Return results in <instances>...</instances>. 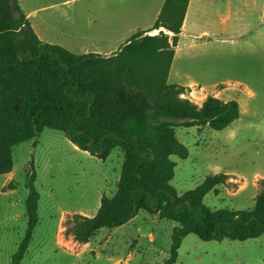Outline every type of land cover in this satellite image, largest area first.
I'll use <instances>...</instances> for the list:
<instances>
[{
    "label": "trees",
    "instance_id": "trees-1",
    "mask_svg": "<svg viewBox=\"0 0 264 264\" xmlns=\"http://www.w3.org/2000/svg\"><path fill=\"white\" fill-rule=\"evenodd\" d=\"M190 0H167L153 28L105 56L75 54L42 41L18 0H0V175L14 170V148L46 128L62 131L79 149L107 161L120 148L125 162L117 193L104 195L94 217L76 214L67 236L88 244L103 229L121 227L141 210L179 225L170 256L177 264L185 238L245 242L264 235V180L250 213L214 211L206 196L234 176H210L179 196L171 182L190 151L177 137L179 127L229 128L241 117L238 101L209 95L202 106L182 98L189 88L169 84ZM163 29L174 35L171 37ZM160 31L158 35L149 33ZM33 158L27 184L28 230L11 264H22L39 224L41 195Z\"/></svg>",
    "mask_w": 264,
    "mask_h": 264
},
{
    "label": "rangeland",
    "instance_id": "rangeland-1",
    "mask_svg": "<svg viewBox=\"0 0 264 264\" xmlns=\"http://www.w3.org/2000/svg\"><path fill=\"white\" fill-rule=\"evenodd\" d=\"M158 2L161 0H79L70 2L69 10L80 14L86 10L89 22L105 18L115 27L113 46L118 49L139 33L138 27L149 25ZM194 2H202L195 17L196 27L207 30L209 35L190 42L194 44L192 47L189 44L182 47L178 66L184 77L198 83L182 98L202 106L209 95L222 92L223 99L239 102L241 117L222 131L208 126L177 128V137L188 147L190 156L172 157L177 167L171 184L183 196L210 176L236 175L228 184L209 193L204 204L214 211L247 214L254 209L257 192L251 187L239 196L234 193L244 181L252 183L256 175L264 177V0ZM24 3L27 7V2ZM69 50L75 54L84 51L75 46ZM13 155V172L0 175V264L12 263L28 230L27 184L33 158L36 187L41 195L39 224L22 264H110L113 255L106 244L107 237L110 233L117 234L118 229L104 228L90 247L67 236L66 230L74 215L96 216L103 196L113 197L117 193L124 152L115 149L107 161H102L79 149L64 132L46 128L39 137L15 147ZM257 184L263 190L260 181ZM143 214L142 218L146 216L149 220L142 223L154 230L159 249L164 256L168 255L170 246L164 238L169 227L178 223L145 210ZM98 253L102 258H97ZM117 253L116 257L125 258L128 251L121 247ZM177 264H264V235L245 242L229 239L206 242L191 234L183 242Z\"/></svg>",
    "mask_w": 264,
    "mask_h": 264
},
{
    "label": "crops",
    "instance_id": "crops-1",
    "mask_svg": "<svg viewBox=\"0 0 264 264\" xmlns=\"http://www.w3.org/2000/svg\"><path fill=\"white\" fill-rule=\"evenodd\" d=\"M18 1L20 2V5L27 15L28 19L31 21L35 32L42 41L48 42L53 45L62 46L68 50L69 48H73V46L80 47L84 50L82 51V54L96 53L105 56H112L116 54L126 44L124 43V45L118 49L117 47L113 46V43L116 40L114 34L115 27L110 25L107 20H105V18H98L95 20L93 19V21L89 22L88 18L86 17L88 14L86 13V10H84V12H81V14L75 10H69V7L71 5L70 2H78L79 0ZM166 1L167 0H161V2L157 3L153 19L146 27H138L139 32H147L153 28L163 10ZM24 2H27L28 8L25 6ZM30 2H39L42 5L41 7L29 6L28 3ZM45 2L63 3L46 5ZM201 7L202 2H194V0H190L182 33L179 37V45L175 48V57L172 63L168 81L171 85H179L192 89L198 84L193 81L194 79L190 77H184L182 75V68L178 66V61L182 59V47L185 44H189V47H192L194 46V44L190 42H193L197 38L209 35V32L207 30H199L196 27L197 25L195 24L196 14L199 12V9L201 10ZM96 10L97 9L93 11ZM41 13L43 14L41 15ZM91 25L93 26V29H91ZM155 32L157 33L159 31ZM221 95L222 92L217 94L216 97L223 99ZM120 150L123 151L122 149ZM227 175H231L234 177L236 176L232 174ZM261 180H264V177L261 175H256L252 183L244 181L243 185H241V188L237 192H235L234 195L239 196L253 187V189L257 192L256 197H258L261 194L262 190L261 188H259L257 182ZM253 202L255 208V199ZM143 211L144 210H141L139 215L129 223L121 227L114 228L118 229L119 232L117 234L112 235V233H110L109 237H107L106 244L109 248H111V254L113 255L109 258L110 264H164V262L169 258L170 253L164 256L162 251L159 249V239L154 230L142 223L144 221L147 224L149 220V218H147L146 216L142 218V216L144 215ZM178 225L169 227L168 235L166 237L167 239L164 238L165 241H167V246H170V248L172 244L171 238L173 230ZM103 229L97 235H100ZM95 237L91 240L90 243L85 244L84 246L90 247L94 242ZM121 247L125 248V250L128 251V254L125 258L116 257L118 256L117 252ZM97 258H102V255L98 253Z\"/></svg>",
    "mask_w": 264,
    "mask_h": 264
}]
</instances>
